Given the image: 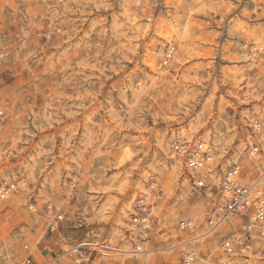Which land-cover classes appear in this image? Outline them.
I'll list each match as a JSON object with an SVG mask.
<instances>
[{
  "label": "clouds",
  "instance_id": "obj_1",
  "mask_svg": "<svg viewBox=\"0 0 264 264\" xmlns=\"http://www.w3.org/2000/svg\"><path fill=\"white\" fill-rule=\"evenodd\" d=\"M0 264H264V0H0Z\"/></svg>",
  "mask_w": 264,
  "mask_h": 264
},
{
  "label": "rangeland",
  "instance_id": "obj_2",
  "mask_svg": "<svg viewBox=\"0 0 264 264\" xmlns=\"http://www.w3.org/2000/svg\"><path fill=\"white\" fill-rule=\"evenodd\" d=\"M230 61H228V60H223V59H221V64H222V66L223 67H228V66H230Z\"/></svg>",
  "mask_w": 264,
  "mask_h": 264
}]
</instances>
